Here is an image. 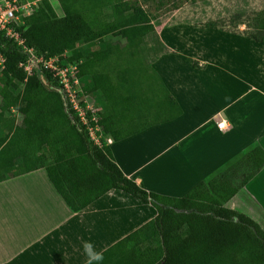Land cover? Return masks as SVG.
Here are the masks:
<instances>
[{
    "label": "crops",
    "instance_id": "obj_1",
    "mask_svg": "<svg viewBox=\"0 0 264 264\" xmlns=\"http://www.w3.org/2000/svg\"><path fill=\"white\" fill-rule=\"evenodd\" d=\"M215 34L183 51L149 33L95 59L94 79L133 132L106 145L147 192L181 198L253 145L264 152V43ZM226 204L264 232V167ZM155 216L120 190L74 213L40 168L0 182V264H84L83 242L105 252Z\"/></svg>",
    "mask_w": 264,
    "mask_h": 264
},
{
    "label": "trees",
    "instance_id": "obj_2",
    "mask_svg": "<svg viewBox=\"0 0 264 264\" xmlns=\"http://www.w3.org/2000/svg\"><path fill=\"white\" fill-rule=\"evenodd\" d=\"M57 1L62 16L49 0H39L38 9L16 28L22 44L0 31V55L4 58L0 70V182L43 168L74 213L110 190L123 191L151 205L155 218L103 252V264H264V232L248 216L224 207L264 167V152L258 145L181 198L147 192L120 171L106 144L99 147L93 143L61 89L46 88L43 83L54 80L48 71L31 60V75L27 76L20 66L31 58L26 49L36 56L60 57L62 67V62L75 67L83 95L97 104L104 135L114 141L132 136L125 119L102 91L100 76L97 80L93 77L95 59L153 32V17L125 0ZM108 10L109 22L124 24L117 41L111 35L96 36L110 25ZM258 16L249 38L264 43V14ZM83 100H79L81 106ZM12 110L32 117L25 124H16ZM42 128L48 131L46 145L41 139Z\"/></svg>",
    "mask_w": 264,
    "mask_h": 264
},
{
    "label": "rangeland",
    "instance_id": "obj_3",
    "mask_svg": "<svg viewBox=\"0 0 264 264\" xmlns=\"http://www.w3.org/2000/svg\"><path fill=\"white\" fill-rule=\"evenodd\" d=\"M129 3L140 6L147 14L153 17L152 24L154 27L149 40H153L156 44H162L163 41L169 46H174L178 50L187 51L191 48L193 42L197 39L204 40L206 37H215V32L220 34L230 35L231 37H247L249 38L255 31L253 30L257 24L258 15L264 14V0H154L145 2L144 0H125ZM51 5L55 7L57 15L62 16L57 0H51ZM110 11L106 12L107 21H111L109 16ZM105 29L96 33L98 38H103L108 35L113 36L114 41L119 40V31L124 28L123 23H111ZM209 32H207V31ZM214 35V36H213ZM250 39V38H249ZM80 43V42H78ZM163 45V44H162ZM193 48V47H192ZM83 52L87 49L82 47ZM195 50V49H194ZM84 53L78 54L82 56ZM188 54V53H187ZM63 68H69V64H65ZM196 64V63H195ZM228 72L230 66H223ZM225 70V69H223ZM69 79L71 91L76 93L77 99L87 101L89 108L84 103L83 110L88 111L90 119L96 120L97 131L93 132L92 141L95 145L101 147L106 144L105 135L99 124V112L97 104L92 102V98L85 97L81 90V82L72 84L74 75L68 70L66 72ZM2 78L0 74V79ZM53 82H44L43 84L48 89H61L58 79L53 78ZM1 81V80H0ZM1 85V83H0ZM66 98V95L64 96ZM96 97H94L95 99ZM94 109L96 111H94ZM94 111V112H93ZM14 116L16 124L27 123L32 115L27 113L21 115L15 110L10 111ZM8 116V113H7ZM89 125V123L87 124ZM41 139L43 145L48 141V131L46 128L41 129ZM24 161H28L25 156ZM232 161V160H231ZM230 161V162H231ZM18 170H21L18 168ZM226 204L225 207L229 208Z\"/></svg>",
    "mask_w": 264,
    "mask_h": 264
},
{
    "label": "built area",
    "instance_id": "obj_4",
    "mask_svg": "<svg viewBox=\"0 0 264 264\" xmlns=\"http://www.w3.org/2000/svg\"><path fill=\"white\" fill-rule=\"evenodd\" d=\"M39 0H0V31H5L6 36L13 38L19 44H22V40L16 32V28L25 24V20L33 15V13L38 9ZM26 51L31 56L30 60L25 65H20L24 68L27 76L31 75V60H34L37 64L48 71L53 78L58 79L59 84L63 87V91L66 95L68 102L71 104L72 109L75 111L76 116L79 118L80 122L86 127L89 135L93 138V132H96L97 122L92 117L88 115V111L83 108L89 105L87 101L83 100V104L86 106H81L79 100L77 99L76 93L71 91L69 79L67 78L66 72H70L74 75L72 79V84H78L79 79L75 77V67L71 66L69 68H63L61 66V58L58 56L45 57L43 55L36 56L32 49H26ZM4 68V58L0 55V70ZM26 80V79H25ZM94 111H96L94 109ZM93 111V112H94ZM89 123V125H87ZM224 127L223 123L218 124V128L222 129Z\"/></svg>",
    "mask_w": 264,
    "mask_h": 264
},
{
    "label": "clouds",
    "instance_id": "obj_5",
    "mask_svg": "<svg viewBox=\"0 0 264 264\" xmlns=\"http://www.w3.org/2000/svg\"><path fill=\"white\" fill-rule=\"evenodd\" d=\"M82 250L85 257L84 264H103V250L97 251L95 245L91 241L83 242Z\"/></svg>",
    "mask_w": 264,
    "mask_h": 264
}]
</instances>
